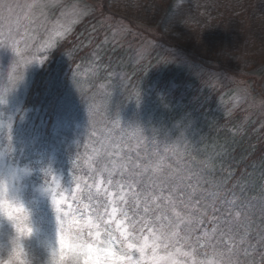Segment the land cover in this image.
Segmentation results:
<instances>
[{"label": "rangeland", "instance_id": "obj_1", "mask_svg": "<svg viewBox=\"0 0 264 264\" xmlns=\"http://www.w3.org/2000/svg\"><path fill=\"white\" fill-rule=\"evenodd\" d=\"M84 32L83 48L92 51L95 60L105 47H114L126 53V61L135 70L142 67L143 76L158 79L165 71L177 69L194 79L190 86L200 91L201 101L207 99L226 114L237 113L243 125L251 122L255 130L264 132V0H0V168L27 173L19 186L32 212L34 235L28 244L37 264L45 259L43 242L54 239L57 208L68 225L88 241L106 242L110 231L116 238L113 243L137 258L139 252L129 249L128 243L147 244L139 264H153L154 241L145 239L144 225L148 221V226H154L160 197L156 194L155 203L149 200L151 192L144 179L161 176L159 170L162 163L169 165L170 153L162 148H158L161 153L158 149L144 153V112L139 109L144 104L132 96L119 102L120 93L132 89L127 73H110L106 82H99L102 100L95 102L100 99L98 92L90 95L92 101L85 95L86 77L96 85L113 64L102 73V68L92 67L80 77L67 71L69 91L55 115L51 112L38 119L39 107L24 110L38 74L63 44ZM110 85L119 87L118 94L109 90ZM185 87L178 78L159 97L181 102L188 94ZM51 103L49 112L54 110L55 102ZM105 106L114 109L112 116L104 113ZM49 132L52 138L62 136L58 144L51 142ZM85 135L90 142L82 160L77 143ZM11 140L18 142V152L24 150L23 158L10 150ZM62 150L67 152L64 158L59 153ZM82 163L114 167L115 171L108 183L105 178L111 173L95 175ZM128 174L135 175L138 185L128 187ZM69 184L73 193L63 194L61 189ZM179 204L178 200L163 204L158 214L162 232L178 233L190 221L196 222L197 218L180 215L178 207L186 204L183 195ZM122 210L130 216L135 210V227ZM180 238L174 239L176 244L165 240L170 250L160 264H226L223 256L232 243L228 236L218 244L211 243V238L198 243ZM158 255H165L163 243Z\"/></svg>", "mask_w": 264, "mask_h": 264}, {"label": "trees", "instance_id": "obj_2", "mask_svg": "<svg viewBox=\"0 0 264 264\" xmlns=\"http://www.w3.org/2000/svg\"><path fill=\"white\" fill-rule=\"evenodd\" d=\"M85 33L76 40L73 38L70 44H63L52 56V62L38 74L37 81L29 93V100L24 104V110H35L39 107L38 119L43 114L48 117L51 112L55 115L60 101L69 91L71 79L67 77V71L75 77H80L82 71L86 72L92 67L102 68V73L105 66L113 64L111 69L104 71L105 76H99L96 85L89 83L90 79L86 77L88 88L85 95H88V99L92 98L90 95L94 92H98L96 97L101 94L102 89L98 83L106 82L108 74L126 72L133 82L132 89H124L122 94L120 93L119 102H127L128 97L132 96L137 102L144 104V107L139 108L144 112V153L158 148L170 153L167 155L169 165L162 163L159 170L161 176L144 179L151 192L149 200L155 203L153 199L156 194L160 197V202L154 209L155 215L152 213L156 222L154 226L147 227L145 238H148V242L155 241L159 235L157 229L160 230L161 227L158 214L163 204L173 205L178 200L180 205L183 195L186 204L178 207L180 215L191 220L197 219L196 222L190 221V225L184 226V231L177 230L179 238L187 235L189 242H193L197 237H200V240L211 238V243L218 244L228 236L232 243L225 249L223 256L226 264H264V132L255 130L251 122L243 125L241 116L237 113L226 114L218 105L208 103L207 99L201 101L204 98L197 96L201 95L200 91L192 90L190 86L195 83L194 79L180 74L177 69L165 71L158 79L143 76L142 67L135 70L131 61H126V53L119 52L114 47H105L99 54V59L95 60L93 52L83 48ZM178 78L186 85L187 97L181 102H177L175 97L160 98L161 91H167L171 82H176ZM160 80L165 82L163 86L159 84ZM116 89H119L117 85L109 86V90L118 94ZM99 98L92 99L98 102L102 100V96ZM51 102H55L54 110L49 112L47 109ZM113 110L112 107L105 106L104 113L108 117ZM51 118L54 121L52 115ZM187 135H192L193 138L190 139ZM49 136L54 145L62 139L60 135L52 138L50 132ZM24 139L28 140L27 137ZM89 142L88 136L85 135L77 143V153L82 160L83 155L86 157L88 153L84 148ZM11 143L13 149L10 150L23 158L24 150L18 152V142L11 140ZM167 147H171V150ZM71 151L73 150L68 152ZM157 152L161 153L159 149ZM59 153L64 158L67 152L62 150ZM82 167L94 171L98 176L103 172L111 173L105 178L108 183L115 171L114 167L100 164L92 167L91 164L82 163ZM128 175L131 182L128 187L138 185L135 175ZM61 190L63 194H72L74 187L69 184ZM124 199L125 197L122 198ZM149 228H152L151 232ZM173 233L176 231L165 234ZM178 237L174 236L167 241L176 244ZM167 241L162 240L161 243Z\"/></svg>", "mask_w": 264, "mask_h": 264}, {"label": "clouds", "instance_id": "obj_3", "mask_svg": "<svg viewBox=\"0 0 264 264\" xmlns=\"http://www.w3.org/2000/svg\"><path fill=\"white\" fill-rule=\"evenodd\" d=\"M26 174V171L0 168V264H37L28 244L34 235L32 212L19 186ZM54 212L55 236L42 244L46 253L43 264H67L69 257L78 262L85 260L89 255L86 242L65 217L56 209Z\"/></svg>", "mask_w": 264, "mask_h": 264}, {"label": "snow or ice", "instance_id": "obj_4", "mask_svg": "<svg viewBox=\"0 0 264 264\" xmlns=\"http://www.w3.org/2000/svg\"><path fill=\"white\" fill-rule=\"evenodd\" d=\"M137 197L140 196V193L135 194ZM89 200L92 199L91 196L88 197ZM53 204H55V199L53 198ZM57 212H59V209H56ZM98 211V210H97ZM124 217H126L130 223L133 224V227H135V221L133 220V217L136 215L135 210H133L132 215H129V212L126 210H122ZM149 209L148 207L144 208V213H148ZM98 220H101L102 217L99 215L97 216ZM145 227H148L147 222L144 225ZM149 232L152 231V228L148 229ZM159 232V235L156 236L155 241L151 245V259L153 261V264H160L161 261H164L167 258V255L169 254L170 245L168 243L163 244V249L165 251L164 256L158 255V249L161 248V241L162 240H168L169 237L159 229H157ZM109 239L106 242L101 243H93L91 241H88L84 239L83 233L79 232V236L82 240L86 242V247L89 251L88 257H86L83 261H75L71 257L67 259V264H124L125 261L128 262V264H139V261L141 259H144L145 252L148 249L147 244L143 245H137L135 241L128 243L127 247L134 252L138 251L140 256L137 258L133 254H126L121 250L120 247H118L113 241L116 239L112 233L109 231L108 233ZM174 236H179L178 233H173ZM207 235V233H205ZM189 237L186 235L185 237H181L180 239H183L187 241ZM146 239V238H145ZM200 240V237L196 238V242L198 243ZM64 242L61 241V247H64ZM195 250V249H194Z\"/></svg>", "mask_w": 264, "mask_h": 264}]
</instances>
